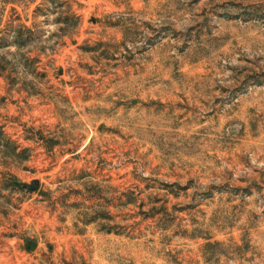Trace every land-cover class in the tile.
<instances>
[{
    "label": "rangeland",
    "instance_id": "rangeland-1",
    "mask_svg": "<svg viewBox=\"0 0 264 264\" xmlns=\"http://www.w3.org/2000/svg\"><path fill=\"white\" fill-rule=\"evenodd\" d=\"M0 264H264V0H0Z\"/></svg>",
    "mask_w": 264,
    "mask_h": 264
},
{
    "label": "water",
    "instance_id": "water-1",
    "mask_svg": "<svg viewBox=\"0 0 264 264\" xmlns=\"http://www.w3.org/2000/svg\"><path fill=\"white\" fill-rule=\"evenodd\" d=\"M39 185L37 182H34L31 186H30V190L31 191H36L38 189ZM37 243L33 242L31 245V249H34L36 247Z\"/></svg>",
    "mask_w": 264,
    "mask_h": 264
},
{
    "label": "trees",
    "instance_id": "trees-1",
    "mask_svg": "<svg viewBox=\"0 0 264 264\" xmlns=\"http://www.w3.org/2000/svg\"><path fill=\"white\" fill-rule=\"evenodd\" d=\"M14 185H15V186H17V185H18V182H17V180H16V179L14 180Z\"/></svg>",
    "mask_w": 264,
    "mask_h": 264
}]
</instances>
